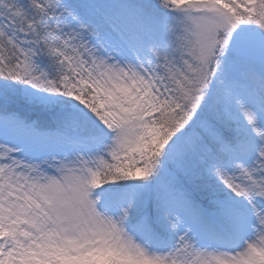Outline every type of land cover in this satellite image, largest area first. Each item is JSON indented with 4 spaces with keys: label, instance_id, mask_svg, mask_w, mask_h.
I'll return each instance as SVG.
<instances>
[{
    "label": "snow or ice",
    "instance_id": "1",
    "mask_svg": "<svg viewBox=\"0 0 264 264\" xmlns=\"http://www.w3.org/2000/svg\"><path fill=\"white\" fill-rule=\"evenodd\" d=\"M0 264H264V0H0Z\"/></svg>",
    "mask_w": 264,
    "mask_h": 264
}]
</instances>
